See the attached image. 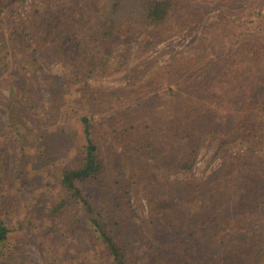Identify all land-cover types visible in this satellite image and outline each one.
<instances>
[{"label": "rangeland", "instance_id": "obj_1", "mask_svg": "<svg viewBox=\"0 0 264 264\" xmlns=\"http://www.w3.org/2000/svg\"><path fill=\"white\" fill-rule=\"evenodd\" d=\"M99 1L6 0L0 15V219L9 230L7 241L0 245V264H96L93 242L80 231L81 224L73 227L72 236L62 223L45 215L57 190L59 169L69 167L83 150L81 118L85 115L94 125L108 179L107 189L90 187L86 193L100 213L107 211L106 202L115 211L108 224L129 251L134 264H150L157 253L153 246L163 248L165 254L168 251L175 254L180 245L183 246L179 242L171 247L164 235L157 233L152 218V197L162 206H173L179 219H184L191 208L200 205L197 193L187 186L207 185L222 172L231 155L245 151V145H237L216 153L213 147L204 144L196 165L189 172L164 168L147 154L141 157L129 153L125 175L138 216L128 217L118 198L117 177L113 176L121 138L129 139L127 130L145 119L154 117L164 121V116L169 117L173 114L171 111L179 110L178 119L183 107L187 114L196 111L187 102L189 96L209 85L229 66L230 52L223 45L217 48L211 45L185 64L172 60L200 38L203 21L219 15L216 8H203L202 12L195 8L200 15L199 26L152 40L151 44L144 42L148 34L133 31L115 39L110 56L101 47H95L91 49L88 68L66 62L55 53L53 44L43 43L46 30L40 16L50 13L59 24L80 22L78 6L83 5L92 12L98 8ZM239 2L222 14L236 21V25L249 21L236 31L263 40L264 33L260 29L264 26L251 24L258 8L252 7L253 2ZM238 38L243 39L242 35ZM238 41L241 40L233 37L224 44L234 51ZM262 78L264 75L260 76ZM168 86L174 92L172 98ZM255 88L264 90L263 86ZM255 155L264 169V148ZM236 182L225 188L230 200L236 196L233 190ZM108 189L111 192L107 193ZM127 218L130 220L123 223ZM238 228L252 233L255 230L247 223L237 226L235 231ZM258 229L264 233V226ZM188 237L184 235L181 239L190 240ZM239 239L243 240V236ZM187 244L193 251L191 254L203 263L264 264V247L259 253H232V243L226 242L227 245L209 253H198V247Z\"/></svg>", "mask_w": 264, "mask_h": 264}, {"label": "trees", "instance_id": "obj_2", "mask_svg": "<svg viewBox=\"0 0 264 264\" xmlns=\"http://www.w3.org/2000/svg\"><path fill=\"white\" fill-rule=\"evenodd\" d=\"M239 1L253 2L252 7L258 8V12L251 24L264 26V0H100L98 8L92 12H88L83 5L78 6L80 22L72 20L59 24L50 13L40 16L44 19L46 30L43 43L53 44L55 53L66 62L88 68L91 49L101 47L110 56L117 37L134 31V34H148L144 42L151 44L152 40L164 39L189 27L199 26L200 15L195 8H199L200 12L203 8L219 10V15L203 21L200 38L194 45L184 53L174 55L172 60L185 64L206 47L223 45L230 52L229 66L195 95L190 93L192 96L187 102L196 111L187 114L183 107L178 119L176 114L179 110L171 111L173 114L169 117L164 116V121L154 117L145 119L127 130L131 136L129 139L121 138L113 176L117 177V194L123 210L130 218L138 216L125 175L129 153L141 157L147 154L154 163L164 168L189 172L196 165L199 150L204 144L213 147L216 153L237 145H245L246 148L243 154L231 155L222 172L207 185L197 183L187 186L188 190L197 193L200 205L191 208L184 219H179L173 206H162L155 196L152 197V218L157 233L164 235L167 245L173 247L181 242L183 246L180 245L175 254L170 251L165 254L166 250L153 246L157 253L150 264H211L194 257L187 243L192 244V248L198 247V253H209L227 245L226 242L232 243V253H259L263 250L264 233L258 226H264V169L255 153L264 148V90L255 87H264V78L260 79L264 75V39L248 37L236 31L249 21L236 25V21L222 14ZM5 3L6 0H0V15ZM260 30L264 33V27ZM239 35L243 39H239ZM233 37L241 40L234 51L224 44ZM157 72H161V68ZM167 90L172 98V88L168 86ZM173 105L177 107L174 101ZM10 118H13L12 113ZM81 122L85 141L83 150L69 167L59 169L57 190L45 215L54 222L62 223L72 236L73 227L81 224L83 228L80 231L93 242L97 253L96 264H134L129 251L121 245L108 224L115 211L106 202L107 211L100 213L86 193L90 187L107 189L108 179L92 120L85 115ZM170 154L175 156L170 158ZM137 174V171L133 172L134 176ZM235 180L233 190H236V196L230 200L225 188ZM106 192H111V189ZM126 220L130 219L122 222L126 223ZM246 223L249 227L254 226L253 233L251 230L245 232L243 228L235 231L237 226ZM8 234L9 230L0 219V245L7 241ZM184 235H188L190 240L183 241L181 238ZM240 236L243 240L239 239Z\"/></svg>", "mask_w": 264, "mask_h": 264}]
</instances>
